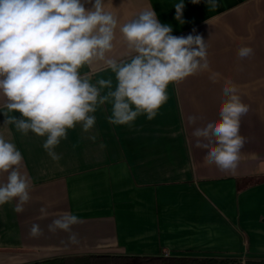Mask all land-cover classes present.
Returning a JSON list of instances; mask_svg holds the SVG:
<instances>
[{
	"label": "crops",
	"instance_id": "0c3cea01",
	"mask_svg": "<svg viewBox=\"0 0 264 264\" xmlns=\"http://www.w3.org/2000/svg\"><path fill=\"white\" fill-rule=\"evenodd\" d=\"M86 9L92 3L82 0ZM94 3V0H93ZM118 19L111 58L127 59L119 25L154 10L175 36L201 35L209 68L170 84L169 99L149 121L140 115L131 126L113 125L111 103L98 107L87 133L81 125L67 131L53 161L42 147L46 137L24 135L13 124L0 96V134L23 155L21 171L31 179V200L23 213L15 200L0 206V264H26L86 254L163 255L264 259V0H104ZM253 54L241 59L237 50ZM91 81L115 75L104 62L84 66ZM237 88L249 112L241 118L245 144L235 172L209 164L206 150L195 147L194 127L219 118L223 85ZM108 90H101V95ZM199 117L189 125L187 117ZM94 136L95 140L90 137ZM6 177H0V180ZM45 207L46 218L39 209ZM64 212L77 215L76 243L47 225ZM33 223L43 235L32 238Z\"/></svg>",
	"mask_w": 264,
	"mask_h": 264
},
{
	"label": "clouds",
	"instance_id": "9594fccd",
	"mask_svg": "<svg viewBox=\"0 0 264 264\" xmlns=\"http://www.w3.org/2000/svg\"><path fill=\"white\" fill-rule=\"evenodd\" d=\"M0 0V96L6 98L8 117L24 135L29 132L46 137L42 147L53 161L60 156L55 148L67 131L81 125L87 133L95 125L98 107L111 103L108 117L113 125L131 126L137 117L153 120L168 99V86L183 82L209 68L207 45L201 35L175 36L170 25L162 24L154 10L142 11L129 22L119 25L127 59L108 56L114 49L117 17L105 10L104 0ZM198 3L199 0H192ZM212 7L216 0H206ZM180 21L184 0L175 6ZM253 54L241 46V59ZM104 62L115 75L111 79L91 81L81 74L84 66ZM107 89L101 95V90ZM219 118L194 127L195 147L206 150L205 159L222 172H235L246 140L240 135L241 118L249 112L237 88L230 81L222 87ZM199 117L189 115V125ZM95 140V137H90ZM23 155L16 145L0 134V206L15 200L13 209L23 213L31 200L30 177L21 171ZM41 218L47 209H39ZM80 218L64 212L47 225L49 233L62 231L76 243L72 232ZM28 235H43L38 223L31 224Z\"/></svg>",
	"mask_w": 264,
	"mask_h": 264
},
{
	"label": "trees",
	"instance_id": "16d2710c",
	"mask_svg": "<svg viewBox=\"0 0 264 264\" xmlns=\"http://www.w3.org/2000/svg\"><path fill=\"white\" fill-rule=\"evenodd\" d=\"M26 264H264V259L163 255L86 254L55 257Z\"/></svg>",
	"mask_w": 264,
	"mask_h": 264
},
{
	"label": "built area",
	"instance_id": "2783aa9c",
	"mask_svg": "<svg viewBox=\"0 0 264 264\" xmlns=\"http://www.w3.org/2000/svg\"><path fill=\"white\" fill-rule=\"evenodd\" d=\"M163 256H165V257H170V256H171L170 251H164V252H163Z\"/></svg>",
	"mask_w": 264,
	"mask_h": 264
}]
</instances>
